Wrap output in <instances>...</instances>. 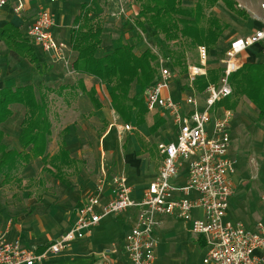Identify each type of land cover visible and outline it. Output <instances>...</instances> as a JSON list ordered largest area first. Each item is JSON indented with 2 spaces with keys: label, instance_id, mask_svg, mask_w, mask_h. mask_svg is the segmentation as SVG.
<instances>
[{
  "label": "built area",
  "instance_id": "obj_1",
  "mask_svg": "<svg viewBox=\"0 0 264 264\" xmlns=\"http://www.w3.org/2000/svg\"><path fill=\"white\" fill-rule=\"evenodd\" d=\"M11 1L0 0V7ZM111 1L117 3V11L112 16L121 15L123 0ZM259 9L262 12L260 26L248 35L229 41L221 60L220 75L215 82H209L200 95L196 94L194 82L209 73V51L205 46L197 48V63L187 65L188 82L182 81L184 95L180 99L164 93L177 77L161 55L151 48L157 55V78L143 90L142 98L148 110L164 112L176 126L177 134L172 142L158 143L162 164L139 199L131 197L132 188L123 175H114L111 177L112 196L102 202L105 181H100L78 209L74 224L43 252L37 253L35 248H26L19 240H7L4 233L0 234V264H40L49 253H59L84 238L103 217L131 209H137V216L123 242L128 264H155L157 243L153 231L160 226L159 217L163 215H173L188 223L191 233L204 238L207 251L203 264H264V223L256 221L251 228L240 221L225 220L235 191L232 177L237 171V158L230 155L231 110L217 105L232 94L230 77L243 65L241 54L253 45L264 43V0L259 1ZM13 11L21 15L23 4L14 5ZM53 26L50 11L41 9L25 33L33 45L45 53H55L67 63L52 32ZM123 128L131 127L125 124ZM183 168L184 183L177 185L173 179ZM194 210H199L200 214L195 216ZM110 252L102 254L99 264H112Z\"/></svg>",
  "mask_w": 264,
  "mask_h": 264
},
{
  "label": "rangeland",
  "instance_id": "obj_2",
  "mask_svg": "<svg viewBox=\"0 0 264 264\" xmlns=\"http://www.w3.org/2000/svg\"><path fill=\"white\" fill-rule=\"evenodd\" d=\"M64 1V0H59ZM100 5L99 16L104 21V29L102 37V43L99 47L101 51L113 43V46H119L124 43H136V39L144 42V48L155 50L165 60L166 64L176 74V79H180L184 82H188L186 79V69L188 64L197 63V48L198 46H205L209 51V73L206 77L200 78L194 82L196 94L201 93L199 85L201 81H207V84L211 82L209 80L210 72L212 71L218 78L222 70L221 60L224 56V51L233 38L238 36H245L251 33L253 30L260 26V19L262 12L259 10L260 0H232L238 8L243 9L246 16H238L234 12L230 11L223 1H218L213 7H205L201 24L206 26V18L209 16L217 17L221 22L228 25L222 33L219 35L216 43L212 48H209L203 43L193 44L188 38L180 37L174 41H167L162 34L156 33L153 30H146L141 32L136 25V21L139 20L138 4L135 0H123L124 12L119 16H112L113 12L117 11V4L111 0H98ZM183 6H193L196 0H180ZM35 11H30V17H25V21L30 24ZM109 18L110 20H107ZM141 19V18H140ZM39 48V47H38ZM36 48L37 50H39ZM36 50V51H37ZM135 51H138L137 46ZM179 53L183 55L182 63L179 66L173 65L172 61L175 55ZM72 54V60L74 54ZM41 58V69L33 72L31 64L24 58H20V63L14 69V76L12 72L9 75L0 77V87H16L25 84H34L37 86L40 84L45 89L50 88L46 92V100L48 103V115L51 122V130L53 134L50 142L48 143L46 153L51 155L56 153L57 146L63 142L65 137L64 126L71 125V129L77 131L79 140L83 146L86 145L82 152V159L75 168H81L82 165L91 169L94 166L93 160L95 147L93 143L97 142L98 136L101 132L108 128L109 130H121L123 123L117 117L116 113L107 106V97L102 96V92L99 93L101 101L105 103V108H101L98 112H94L93 106L89 102H78L77 94L75 91L79 80L84 82L83 75H77L70 67L68 57L67 63L65 59H59L58 61H50L47 56L39 55ZM57 57V56H56ZM250 59L251 62H263L264 63V43L260 45H254L251 49L241 54L242 59ZM7 64L13 62L7 55L2 56ZM157 60H155V70L157 78ZM249 62V61H248ZM5 69H9V65L5 66ZM52 79L46 80L47 76ZM45 79V80H44ZM47 84L50 85V87ZM179 80L175 81L178 84ZM172 84V83H171ZM170 84V85H171ZM150 85V84H149ZM146 88V87H145ZM144 88V89H145ZM171 91L174 87L171 85ZM142 94L143 90H138ZM200 95V94H199ZM231 96H233V91ZM104 98V99H103ZM234 99V98H232ZM237 106L231 110V136L233 138L232 153L236 154L240 158L243 168L240 172L245 173L243 176V185L238 189L235 203L237 208L243 213L241 216L253 217L256 220H264V117L258 120V109L255 107L245 96H238ZM73 100L74 102H71ZM102 103V102H101ZM103 105V104H102ZM104 107V106H103ZM12 109V115L9 116L4 123L0 125L1 129H5V137L3 142L8 148H16L21 150L18 143V128L25 116V109L22 105L13 104L10 106ZM225 108V107H224ZM107 117V119L105 118ZM109 118V119H108ZM106 119V120H105ZM5 124V125H4ZM103 125V126H102ZM96 130H99L98 132ZM99 133V134H97ZM73 154V153H72ZM99 154V152L97 153ZM105 155V154H104ZM100 155L97 158L96 166L100 169V177L96 178L98 181H106L109 179L111 183V177L114 175L116 162L112 159L107 163L106 157ZM74 157V156H73ZM104 166V167H103ZM42 163L40 158L31 159L29 163H23L15 161L11 164L10 169H4V172L0 174V227L3 226V222L9 216L13 222L18 218H23V215H33L36 211H42V209H49L50 201L55 193H60V188L57 186L56 180L52 175L44 170H41ZM106 168L109 169L107 173ZM74 166L69 168H63V172L67 176H73L75 174ZM76 170V169H75ZM69 171H71L69 173ZM87 171V170H86ZM75 177V176H74ZM53 203V202H52ZM57 205V203H56ZM183 223H180V225ZM5 228V227H4ZM4 230V229H3ZM3 230L0 228V234H3ZM126 230H122L119 238H123ZM185 230L175 232L173 237L166 238L162 241L164 251L169 259L175 264H202V257L199 249L194 245L193 239L190 234L185 235ZM61 233L56 237H50L47 243L57 239ZM178 236V237H177ZM184 236V237H183ZM53 238V239H52ZM154 238L156 243L159 244L161 240L158 237ZM182 241V242H181ZM184 241V243H183ZM161 242V243H162ZM156 244V245H157ZM178 247V251L175 248ZM111 246L110 249H113ZM107 249V250H108ZM64 249L61 252H65ZM105 250V251H107ZM101 252L98 259L101 261ZM60 253V252H59ZM62 254L53 256L55 254L49 253L48 256L41 261L40 264H89L88 259L85 258H70L64 263L62 258L65 256ZM97 259V260H98ZM98 261V262H99Z\"/></svg>",
  "mask_w": 264,
  "mask_h": 264
},
{
  "label": "crops",
  "instance_id": "obj_3",
  "mask_svg": "<svg viewBox=\"0 0 264 264\" xmlns=\"http://www.w3.org/2000/svg\"><path fill=\"white\" fill-rule=\"evenodd\" d=\"M18 3H22L24 7V11L21 15H16L13 11V6ZM82 3H91L95 7L96 14L99 15L100 5L98 0H56L54 2H51L49 0H12L8 5L0 7V32L3 26H5L6 24H11L12 26H14L18 30V32L22 34L23 38L27 39L29 44L34 48L39 58L40 69V54L47 56L50 61H58V56L55 53L43 52L40 48L33 45V43L27 38L25 33L26 27L29 24L24 19H26L25 17H30V11H35L32 20L29 21L31 23L39 10L47 9L48 11H50L54 19V26L52 28V32L57 43L62 48V53L64 57H68L70 61L72 60L71 53H75L74 59L70 62V67L73 69L72 64L75 60L76 52L71 49L69 43V30L72 27L73 19L78 14L80 5ZM115 4L117 3L115 2ZM107 20L110 19L107 18ZM149 29L152 30L151 28H146V30ZM104 39L105 37H102V40ZM108 44L109 45H106L103 51H101L99 48L97 49V57H102L113 51L115 48L123 45L121 44L119 46H113V43L111 42ZM136 44L137 45H135V47L137 46L138 48V51H136L137 53L147 49H142L144 47L143 45L145 44L142 41H138ZM252 47H254V45L248 48V50ZM36 48H38L39 50H37ZM0 54V77H7L9 75V72H12L14 76L13 71L21 62L20 58L22 57H20L16 51L8 49L6 44L2 40H0ZM5 55H8L13 62L7 64L5 59L2 58V56L5 57ZM253 58L256 57H251L242 60L243 63L248 61L251 62L250 59ZM6 65H9L8 70L5 69ZM31 68L33 69L34 73H36L35 71L40 70H35L33 66ZM75 74L83 75L85 77L84 82L79 80L77 88L75 90L79 92L77 94L78 102H89L93 106L90 100V96L88 95L89 89L92 88L95 92L98 102H102L101 107L97 108L93 106V111L98 112L101 108H105L106 104L101 101V98L99 96V93L102 92V96L107 97V106H109L112 111L116 113L110 104L109 85L101 84L96 77L91 75L81 74L77 72H75ZM50 79L52 78L49 76L46 77V80ZM177 80H179L178 84L175 83V81ZM181 84L182 80H180L179 78L174 80L171 84L174 87L173 91H171L170 85L169 90L165 91L164 93H169L172 97L176 99L183 98L184 93L181 89ZM46 85L50 87L47 82ZM138 90L139 87L137 85H132L130 95L139 93ZM140 96L142 98L141 93ZM71 102L74 101L71 100ZM142 102L144 105L145 112L140 116L136 117L137 108L132 109V114L128 121L122 120V118L116 113L117 117L121 120L124 125H130L131 128L129 130H121V132H118L119 130H109L108 128H106L101 132L102 135L100 137L98 136L97 142L93 143V146L95 147V149H93L95 151V159L93 160V162L95 164L91 169L84 167L83 165L81 168H75V166L79 162H82L79 160L84 157L82 156V152L84 151L83 148H85L86 145L83 144L82 146L77 131L74 130V128L71 129L72 124H67L66 126H64V130L62 131H65V137L63 139V142H61L60 145L57 146L56 152L60 148H64V150L69 153V156L73 159V161L68 165H59L60 168L58 171L53 168L51 162L45 166V168H51V170L54 172L49 173L52 175L54 180H56L57 186L58 188H60V193H55V195H51L53 199L52 201H50V204L52 206H49V209L44 208L42 209V211L34 212L33 215H30L28 213L26 215H23V218H18L15 222H13L12 219L8 216L3 222V226L0 227L2 230L4 229V238L7 240L17 239L21 242L24 247L35 248L36 251H38L42 247H45L51 243H47L50 237H56L60 233H65L74 224L77 217L78 209L81 207L84 201L94 193L95 188L100 182L99 180L98 183H96V178L100 177V169H97L98 166H96V164L98 165L97 158L100 155L105 154L104 156L106 157L107 163L114 159L116 165L114 166L115 171L113 173L123 175L126 178L127 185L132 188L131 197L136 200L139 199L148 183L155 178L157 171L162 164V156L157 149L158 143L172 142L175 140L177 134L176 126L164 114L162 110H148L144 104L143 98ZM217 105L220 107H224L219 103ZM105 118L107 119V117ZM3 131L5 132L4 128ZM19 131L20 128H18V133ZM96 131L98 132L99 130ZM52 134L53 130H51L50 140ZM230 139V155L236 156V154L232 153L233 138L231 136V126ZM50 140L48 141V143L50 142ZM81 149L83 151H81ZM98 152L99 154H97ZM236 158L237 171L236 174L232 177V183L234 185L235 191L234 195L229 201V208L226 213L225 220L230 222L240 221L246 224L247 226L253 228L256 221H262L264 223V220H256L253 219V217L241 216L243 215V213L240 211L239 208H237L235 198L238 189L243 185V176L245 173L240 172V170L243 168V165L241 164L240 158L238 156H236ZM73 166V169L75 171V177L73 176L74 180L72 179V176H67L63 172V168H68V170H70L69 168ZM42 168L43 164L41 170H43ZM105 169L107 173H109V169L106 167ZM56 172L57 176L55 175ZM70 172L71 171H69V173ZM185 174V168H183L178 174V176L173 179V181L177 185H183ZM103 188L104 189L101 201L105 202L109 200V198L112 196V185L109 179L105 181ZM193 213L196 216L200 214V211L194 210ZM136 216L137 209H131L119 214L107 215L103 217L97 225L93 226L84 238L74 241L64 253H55V255L53 256L63 253L65 257L62 258L61 261H63L64 263L70 258L77 259L82 257L88 259L87 261L89 264H99L100 261L98 257L100 253L107 250L111 246H114L113 249H110V262L112 264H128V258L123 250V242L124 237L133 225ZM159 219L161 221L160 226L155 228L153 231V235H155V237H158L159 240H161L160 243L156 245L155 264H175L171 259L168 258L166 252L164 251L162 241L166 240V238H169L171 236L173 237V234L176 231L179 232L180 230H185V235H191L194 245L200 251L203 264V258L207 251V245L204 238L202 236L194 235L193 233H191L190 225L173 215H163L160 216ZM180 223L183 224L180 225ZM122 230H126L125 234L123 238H119L120 234L122 233ZM175 250L178 251V247H176Z\"/></svg>",
  "mask_w": 264,
  "mask_h": 264
},
{
  "label": "trees",
  "instance_id": "obj_4",
  "mask_svg": "<svg viewBox=\"0 0 264 264\" xmlns=\"http://www.w3.org/2000/svg\"><path fill=\"white\" fill-rule=\"evenodd\" d=\"M138 4L139 20L136 25L141 32L151 28L162 34L167 41H174L180 37L188 38L193 44L203 43L212 48L222 31L228 27L215 16L206 18V26L201 24L205 17L204 8L213 7L218 1L238 16H246L245 11L238 8L232 0H196L193 6H183L180 0H135ZM141 18V19H140ZM104 21L96 14L91 3H82L78 14L73 19L69 30V43L76 52L73 69L77 73L96 77L101 84L110 86V104L114 111L124 121H128L132 109L137 108L136 117L145 112L140 93L130 95L132 85L143 90L156 80L155 60L157 55L151 49L137 53L135 43H124L110 53L97 57L96 51L102 42ZM2 40L8 49L14 50L22 58L27 59L35 70L40 69L39 58L34 48L22 34L12 26L6 24L0 32ZM136 39V42H138ZM183 55L174 56L172 64L179 66ZM157 63V62H156ZM209 80L215 82L217 76L210 72ZM233 96L219 102L226 109L237 106L238 96H245L258 109V120L264 117V63L244 62L240 70L230 77ZM200 90H203L207 81L199 80ZM45 89L40 84H30L16 87H0V125L12 115L13 104L22 105L25 116L20 123L17 137L21 150L8 148L3 142L5 132L0 127V174L4 169H10L15 161L28 163L31 159L40 158L43 170L54 173L51 168H45L50 162L53 168L59 170V165H68L73 161L69 153L60 148L49 156L46 153L51 136V122L48 115V103ZM46 91V92H45ZM90 100L94 107H101L94 90L89 89ZM142 95V94H141ZM234 98V99H232ZM57 176V172L55 173ZM48 246V245H47ZM47 246L37 253L43 252Z\"/></svg>",
  "mask_w": 264,
  "mask_h": 264
}]
</instances>
